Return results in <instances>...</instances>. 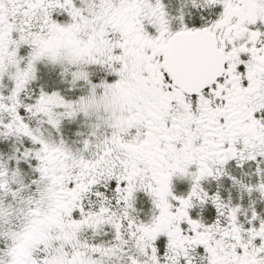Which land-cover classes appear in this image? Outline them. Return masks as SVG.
Instances as JSON below:
<instances>
[{
	"label": "snow or ice",
	"instance_id": "obj_1",
	"mask_svg": "<svg viewBox=\"0 0 264 264\" xmlns=\"http://www.w3.org/2000/svg\"><path fill=\"white\" fill-rule=\"evenodd\" d=\"M0 264H264V0H0Z\"/></svg>",
	"mask_w": 264,
	"mask_h": 264
}]
</instances>
